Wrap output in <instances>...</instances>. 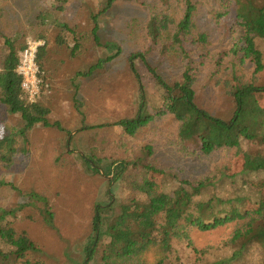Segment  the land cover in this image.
Here are the masks:
<instances>
[{
  "label": "trees",
  "instance_id": "trees-1",
  "mask_svg": "<svg viewBox=\"0 0 264 264\" xmlns=\"http://www.w3.org/2000/svg\"><path fill=\"white\" fill-rule=\"evenodd\" d=\"M37 1L0 0V264H45L30 232L12 226L23 208L43 203L44 220L56 229L54 202L8 174L35 169L18 162L30 158L25 142L38 126L54 125L46 84L60 74L53 66L95 54L101 59L86 74L111 62V87L113 66L128 57L139 103L106 125L109 163L76 153L90 171L111 175V204L93 205L83 264H264V163L248 151L264 131L243 117L264 114L248 106L264 93V0H136L142 15L125 21L124 34L111 32V41L102 38L103 18L125 0ZM85 10L88 17L77 18ZM29 36L45 41L37 62L47 95L36 102L18 73ZM210 92L221 95L230 117L202 105ZM20 195L24 201L12 204Z\"/></svg>",
  "mask_w": 264,
  "mask_h": 264
},
{
  "label": "rangeland",
  "instance_id": "rangeland-1",
  "mask_svg": "<svg viewBox=\"0 0 264 264\" xmlns=\"http://www.w3.org/2000/svg\"><path fill=\"white\" fill-rule=\"evenodd\" d=\"M30 1L32 5L38 2ZM42 2L45 7L48 5L43 0ZM86 2L82 1L83 4ZM69 11L72 14H67L75 18V13L70 9ZM79 11L83 12L82 9ZM88 12L90 11L77 18L88 17ZM142 13L143 10L136 0L123 1L115 15L110 13L103 18V40L111 41V32L114 36L124 34L125 21ZM50 32L54 33L53 27L50 28ZM103 55L110 56L111 51L104 52ZM100 59L99 54H95L86 57L84 61L81 58L76 60L70 58L62 67L53 66L60 74L56 79L53 76L48 78L49 82L46 84L51 86L52 91L47 102L52 108L49 121L54 125L38 126L30 134V140L25 142L26 148L31 151L30 158L21 154L18 162H25L27 168L35 169L18 168L8 174L9 179L15 180L14 182L28 191L42 193L44 197L51 198L54 202L56 229L46 224L43 203L23 208L18 214L20 223L12 226L17 229L25 228L30 232L41 250L45 264H83L88 260L89 256L86 257L85 252L92 243L95 212L93 205L96 207L98 204L102 206L111 204V198L106 194L107 189L111 188L105 180V177L111 178V175L90 171L88 162L79 158L76 153L82 155L81 152H85L90 164L92 161L109 163L111 129L107 130L106 125H111L112 122L138 111L139 85L130 68L128 57L121 56L112 68V77L120 93L116 91V87H111V62H106L103 67L86 74L90 71L93 60L99 62ZM259 85H264V74ZM153 93L155 96L150 99L158 103L156 88L153 89ZM249 99H252L248 104L251 110L264 107V93L251 95ZM200 100L214 115L225 119L230 117V107L224 103L221 95L214 92L205 93ZM243 117L250 121L249 126H252L254 131L263 134V113L246 112L243 113ZM83 127L87 128L82 129ZM258 137L248 147V151L264 163V135ZM68 143L70 147L67 146ZM69 149L74 152L69 153ZM103 150L106 157L101 160ZM26 178H29L28 184ZM18 196H10L12 204L24 201V196Z\"/></svg>",
  "mask_w": 264,
  "mask_h": 264
},
{
  "label": "built area",
  "instance_id": "built-area-1",
  "mask_svg": "<svg viewBox=\"0 0 264 264\" xmlns=\"http://www.w3.org/2000/svg\"><path fill=\"white\" fill-rule=\"evenodd\" d=\"M44 44V40L29 36L26 47L21 51L18 73L22 76V88L31 102H36L40 97L47 95V92L42 90L40 68L37 62L39 50Z\"/></svg>",
  "mask_w": 264,
  "mask_h": 264
}]
</instances>
